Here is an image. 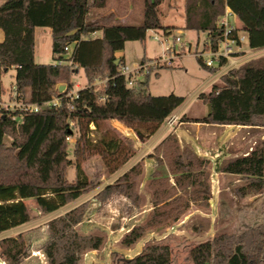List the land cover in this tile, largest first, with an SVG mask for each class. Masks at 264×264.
I'll return each instance as SVG.
<instances>
[{
  "label": "trees",
  "instance_id": "obj_1",
  "mask_svg": "<svg viewBox=\"0 0 264 264\" xmlns=\"http://www.w3.org/2000/svg\"><path fill=\"white\" fill-rule=\"evenodd\" d=\"M163 1L144 0L140 24L123 22L113 12L91 19L92 9L104 7L106 0H4L0 4V28L4 32L0 79L14 66L18 98L39 104L55 96L61 100L60 105L22 115L0 110V232L32 219L25 198H35L41 212L48 214L99 186L100 181H91L83 174V160L98 153L113 173L135 155L133 147L116 136H107L100 144L93 142L90 124L97 127L102 121L117 119L139 134L143 128L149 136L184 102V96L173 92H148L151 68L133 79L131 85H126L124 76L117 75L123 58L116 52L123 49L125 41L144 40L149 29L170 32L171 27L161 20ZM227 8L242 22L249 45L264 46V0H185L184 28L206 32V39L216 47L225 29L218 23L219 18ZM36 27L51 28L53 62L35 61ZM232 32L235 34L236 29ZM197 60L211 72L218 69L207 66L200 57ZM145 61L142 58L140 63ZM80 68L86 85L78 89V97L67 96L74 88L72 76ZM97 77L110 80L97 87L93 85ZM60 83L65 84L62 91L58 89ZM198 97L209 103L208 113L186 120L264 126V55L229 69ZM18 115L21 120L15 117ZM6 135L11 137L10 144L5 142ZM74 135L70 157L68 137ZM150 156L159 165H166L167 170L157 168L148 182L153 207L144 223L134 225L122 237L127 246L147 232L169 227L192 203L209 205V160L199 157L190 146L182 147L172 133L155 146ZM71 166L76 170L73 178L68 175ZM220 169L240 175L245 181L235 188L238 195L264 190V141L247 155L225 160ZM142 170V163L135 162L97 190L94 198L104 202L122 194L130 199L132 212L141 205L137 178ZM89 201L48 220V237L40 249L49 264H79L85 250L102 245L101 235L82 234L76 228ZM25 233L0 238V255L8 264H20L30 254ZM190 254L194 264H264V218L242 232L214 235L192 246ZM117 264H171V248L168 243H152Z\"/></svg>",
  "mask_w": 264,
  "mask_h": 264
},
{
  "label": "rangeland",
  "instance_id": "obj_2",
  "mask_svg": "<svg viewBox=\"0 0 264 264\" xmlns=\"http://www.w3.org/2000/svg\"><path fill=\"white\" fill-rule=\"evenodd\" d=\"M143 6L144 0H106L105 6L92 9L90 16L91 19H96L106 13L113 12L123 22L140 24L143 21ZM160 11L163 24L171 27L170 32H165L161 28L149 29L144 40L125 41L123 49L118 51L120 57L123 58V63L130 68L140 64L142 58L147 59L144 63H148L154 61L155 58L158 59V57H172L170 64L164 62L162 66L148 65V69H152L148 79V92L153 95H165L171 92L182 95L185 98L181 106L182 112L188 116H203L210 109L209 103L202 101L198 94L207 89L206 83L212 72L198 63L194 50L204 46L207 34L204 31L184 28L185 0H164L160 5ZM228 21L229 24L239 25L231 15L228 17ZM241 33L247 38L245 31L242 30ZM177 36L181 37L184 44L190 43L191 50L185 49L183 46L179 47L176 42ZM244 45L246 47V42ZM169 46L175 47V51L168 50ZM35 61L46 63L54 61L49 28L36 27L35 29ZM144 72L132 73L130 77L132 80L138 76L142 77ZM99 78L101 77L95 78L93 83ZM72 79L74 86H79V89L84 87L87 80L83 68L76 70ZM124 79L126 85H129L128 79ZM105 83L108 84L107 81ZM103 85L98 84L97 87ZM14 89L15 68L10 67L1 74L0 98H14ZM186 114L183 115L185 117L183 119L181 116L182 121H184L181 123L182 125L188 124L185 122L189 121L186 120L188 118ZM17 119L21 120L20 115ZM89 129V135L93 142L99 143L104 138L107 140V136H116L132 146L133 149L134 142H142L141 137H149L143 128H140L142 134H139L135 128H132V133L126 134V129H122L119 125H113L109 120L102 121L97 127L95 124H90ZM190 130L195 132L196 128L191 126ZM201 130L203 131L199 133L206 136V142L213 144L215 130L209 129L207 132L206 129ZM226 134L228 135V133ZM140 135L141 137H139ZM68 140L69 155L72 157L75 135ZM5 142L10 144L11 137L9 135L5 136ZM152 146L153 144L149 143V140L140 143L135 159L143 160L152 151ZM148 160L150 162L148 164L144 162L146 169L144 168L138 178L142 204L140 207L134 208L132 212L129 211L130 201L122 196L116 195L104 202H99L94 198V193L99 188L117 176V173H109L103 158L98 153L81 162L83 174L91 181H100L99 186L94 190L84 194L71 204L48 214L41 212L35 198H25L27 200L24 199V202L29 207L32 219L29 223L12 232L16 233L19 229H26L25 236L30 254L20 264H49L45 254L40 249V245L48 237V220L71 205L86 199L90 200L89 205L83 220L76 225V228L82 234L101 235L103 243L98 249L85 250L81 255L79 264H117L143 251L147 245L156 242L170 245L171 264H194L190 254L192 246L211 239L214 235L242 232L246 228L262 222L264 218V192L256 198L238 195L234 188L244 184L245 181L239 177L227 175L225 178H220V191L214 182L212 199L207 207L199 209L192 205L169 227L147 232L135 243L129 246L125 245L122 243L124 234L132 226L144 223L150 215L152 203L147 182L151 178L152 170L154 167H158L166 172L167 169L165 165H157L154 159ZM215 168L218 169L217 165ZM75 173V167L71 166L68 173L69 178H73ZM0 264H8L2 256L0 257Z\"/></svg>",
  "mask_w": 264,
  "mask_h": 264
},
{
  "label": "crops",
  "instance_id": "obj_3",
  "mask_svg": "<svg viewBox=\"0 0 264 264\" xmlns=\"http://www.w3.org/2000/svg\"><path fill=\"white\" fill-rule=\"evenodd\" d=\"M2 2H4V0H0V4ZM226 10H230V9L227 8ZM231 16L233 17L234 21L238 22L239 25H237V26L240 29V33H241L243 30L242 29L243 28L242 22L233 13L231 14ZM46 28H49L51 31L50 27H46ZM51 37H52V35H51ZM3 39H4V32L0 28V41H2ZM255 51H257V52L250 59L264 55V47L256 48ZM116 55L118 57H120V54L118 51L116 52ZM247 60H249V59H246L245 61H247ZM13 68H15V67L13 66ZM229 68L230 67L226 66L223 69H219V70H216L215 72H212L211 77L209 78V80L206 83L207 89L204 91L205 92L209 91L212 87V84L217 82L219 80L220 76L223 73H225ZM182 104L171 113V115L176 114L179 116V120L176 123H180V124L175 123L176 124V125L174 124L175 126L173 125L172 127H169L166 123V120H165L152 135H149V137L143 138L140 135L139 137H141L142 142L141 141L134 142L135 155L123 167H121L119 170H117L113 173H117V176H119L121 173H123L127 168H129L132 164H134L137 161H140L142 163V166H143L142 172H143L144 168L146 169L144 162H146L147 164H148V162H150V160H148V159H154L155 163L157 165H159L156 162V159L153 156H150V154L153 152L155 146L168 133H172L177 137V139H178V141L182 147L190 146L199 157L209 160L208 170L210 173V198H209V204H210L211 199H212V194H213L214 182L216 183V186H217L218 190L220 191V182H221L220 178H222V177L225 178L227 175H232V176H236V177L241 178L240 175L231 174V173L221 171L220 168H221L222 164L224 163V161L231 158V157L247 155L257 145L262 144V142L264 141V126H242V125H237V124L218 125V124H209V123L195 122V121H185L188 124L182 125L181 123H183L184 121H182L181 116L186 114V113L182 112V109H181ZM209 108H210V106H209ZM186 116H188V115L186 114ZM188 117H196V116H188ZM109 122L112 123L113 125H116V126L119 125L120 127H122V129H126V131H125L126 134H130L133 132V129L131 127L127 126L126 124L122 123L121 121H119L117 119H111V120H109ZM191 126H194L196 128L195 132L190 130ZM201 129H206V132L209 129L215 130V135H214L215 141H213V144L206 142V136L201 135L199 133V132L203 131ZM226 133H228V135ZM132 139L134 140L133 137H132ZM146 140H149V143L153 144L152 151H150L146 155V157H144V159H143L144 161L140 160V158L135 159L138 146H140V143H144ZM187 144H189V145H187ZM215 165H217V168H218L217 170L215 168ZM157 168L158 167H154V169L152 170L151 178H152L154 171ZM142 172H141V174H142ZM109 173H111V172H109ZM141 174L139 175V177L141 176ZM214 176H216V177H214ZM138 178H137V187H138V191H139ZM150 179H149V181H150ZM113 180H111L110 182H112ZM110 182H108V183H110ZM148 182H147V187H148ZM238 186H240V185H238ZM238 186H236V187H238ZM235 188H234V190H235ZM149 191H150V189H149ZM263 192H264V190H261L259 192H251L245 196H248L249 198H256V197L260 196ZM139 193H140V191H139ZM150 193H151V191H150ZM119 196H122V197H124L130 201V199L128 197H126L122 194H120ZM245 196H243V197H245ZM77 199L71 201L68 204H71L72 202L76 201ZM25 200H27V199H25ZM80 202H82V200L77 202L76 204L71 205V207L79 204ZM151 203H152L151 204L152 205L151 210H152V207H153L152 194H151ZM68 204H66V205H68ZM131 204L132 203L130 201V206H131ZM141 204H142V196H141ZM192 205L198 207L199 209L205 207V206L197 205L194 203H192L191 206ZM71 207H69V208H71ZM69 208H66L64 211L59 212L56 215L64 213ZM56 215H54V216H56ZM29 222H26V223H29ZM26 223L0 232V236L4 237V236H9V235H15L18 232L26 231V229L23 228V229H19L18 231H16V233H12L15 229L20 228L21 226L25 225Z\"/></svg>",
  "mask_w": 264,
  "mask_h": 264
},
{
  "label": "built area",
  "instance_id": "obj_4",
  "mask_svg": "<svg viewBox=\"0 0 264 264\" xmlns=\"http://www.w3.org/2000/svg\"><path fill=\"white\" fill-rule=\"evenodd\" d=\"M232 14L230 10H226L225 14L219 18V24L225 27L223 37L217 42L216 47H212L210 45V41L208 39L205 40V44L202 48H195L194 53L196 57H200L204 63L209 67H218L217 70L223 69L224 67L228 66L231 68L237 67L240 64L244 63L246 59H250L253 55L257 52L255 51L256 48L259 47H251L248 43V38H246L242 33H240V29L232 24H229L228 17ZM236 29L235 34L232 32ZM94 35V32L91 33ZM176 42L179 47H184L185 49L191 50V44L188 45L182 42L180 36L176 37ZM246 42V47L244 43ZM264 47V46H262ZM175 48V47H174ZM172 46L168 47V50L171 52L175 51ZM69 49L66 47V50ZM175 55V54H174ZM177 56V55H175ZM172 57L170 58H162L158 57L155 58L154 61L148 63H140L134 68H130L129 66L125 65L124 63L120 65L119 71L117 75H122L124 78L128 79L129 85L132 84L131 74L132 73H140L143 71L148 70V65H156L161 66L164 62L168 64L171 63ZM225 60L224 63H221V60ZM61 62V61H59ZM228 69V70H229ZM227 70V71H228ZM110 77L99 78L93 85L104 84L106 85L105 81H109ZM79 86L75 85L73 89L66 93L67 96H75L78 97V88ZM65 89V87H64ZM14 98H7L2 99L0 98V110H7V111H18L20 115L26 112H35L43 108L44 106H51V105H60L61 100L60 97L55 96L52 100L44 102L43 104H39L37 102H33L27 99H21L17 97V92L14 89ZM16 118L18 116H15ZM179 120V116L176 114L170 115L166 119V123L169 127H172L177 121ZM70 137H68L69 139ZM1 257V255H0Z\"/></svg>",
  "mask_w": 264,
  "mask_h": 264
},
{
  "label": "water",
  "instance_id": "obj_5",
  "mask_svg": "<svg viewBox=\"0 0 264 264\" xmlns=\"http://www.w3.org/2000/svg\"><path fill=\"white\" fill-rule=\"evenodd\" d=\"M115 63H116V64L119 63V58H117V59L115 60ZM64 87H65L64 84H60V85L58 86V89H59L60 91H62V90L64 89Z\"/></svg>",
  "mask_w": 264,
  "mask_h": 264
}]
</instances>
